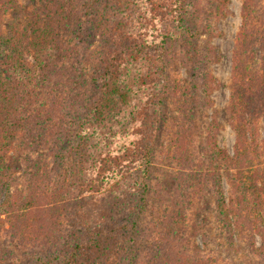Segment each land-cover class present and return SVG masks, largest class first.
<instances>
[{
    "label": "trees",
    "instance_id": "16d2710c",
    "mask_svg": "<svg viewBox=\"0 0 264 264\" xmlns=\"http://www.w3.org/2000/svg\"><path fill=\"white\" fill-rule=\"evenodd\" d=\"M229 1L41 0L29 15L0 0V264H217L196 240L207 247L203 221L185 224L210 196L231 246L248 234L264 255V0H241L232 154L210 71Z\"/></svg>",
    "mask_w": 264,
    "mask_h": 264
},
{
    "label": "rangeland",
    "instance_id": "374dc122",
    "mask_svg": "<svg viewBox=\"0 0 264 264\" xmlns=\"http://www.w3.org/2000/svg\"><path fill=\"white\" fill-rule=\"evenodd\" d=\"M25 2V11L29 13V15L34 11V8L41 5V0H23ZM202 2L204 0H201ZM241 8L242 2L241 0H230L228 4V11L222 17L219 18L213 24L212 28V40L211 45L219 52L220 54V61L213 63L210 66V71L214 77H216L221 86L218 90L212 93V100L214 103V108L218 113V120L220 125V132L218 135V144L221 149L228 150L230 154L233 153L234 145H235V132L230 125L229 120V113H228V105L230 102V86L232 81V56L233 50L235 46L236 36L241 28L242 18H241ZM26 17V16H25ZM14 20L12 17H8V20ZM92 32V31H91ZM93 33V32H92ZM72 37V36H70ZM98 37V36H96ZM208 37H204L199 43V46L202 48L207 47L206 40ZM174 68L179 70V76L181 79L185 80L187 78V73L183 69H180L179 66H174ZM212 109L208 110V112H204V116L207 114H211ZM262 125L260 126V139H264V132H263ZM198 135V142L200 144L203 142L201 136L203 135V131L201 129L197 130ZM260 165V166H259ZM257 167L260 171H264L263 163H260ZM257 167L255 168L254 172H257ZM171 170V169H170ZM259 171V172H260ZM256 173L249 172L248 178L246 179V183L250 185L254 182L251 178L254 177ZM159 177V175H157ZM260 178L259 176H256ZM258 186L256 188L253 187V194L256 196H260L262 203H257L256 208L258 209L257 212L264 213V191L259 192L258 187H261L262 180L259 179ZM223 185L225 190V197L229 201L231 193L230 187L228 183L227 176L223 175ZM181 200V199H180ZM208 204V205H207ZM206 201L200 200L196 201V204L190 208L185 210V213L189 211L193 213V217L191 223L188 220H185V224L192 225V222L195 220L196 223L199 225L200 221H203L202 229L206 230L207 235V247L204 245V238L203 235H199L197 237V243L203 247L205 253L210 256L211 258L215 259L217 264H264V255H259L256 251H252L249 240H251V236L248 234L244 235H235L233 233V240L235 242V248L231 246V233L228 230L227 226L222 221L221 216L218 214L217 205L215 200L212 196L208 198V203ZM163 206L165 204H162ZM207 205V206H206ZM158 202H153L148 209L146 221L148 223L157 222V219H161V213L163 216V210L165 207L160 208L157 211ZM189 218V217H188ZM186 219V218H185ZM190 219V218H189ZM260 224V223H259ZM261 229H264V216L263 221L261 222ZM148 229V228H144ZM151 238V237H149ZM0 241L5 242L6 244L7 239L5 237L0 236ZM256 246L260 247L261 238L258 236L256 238ZM147 251V250H146ZM145 251V252H146ZM144 252V254H145ZM143 254V255H144ZM19 255V251L17 252ZM15 264V263H12ZM27 264V263H26Z\"/></svg>",
    "mask_w": 264,
    "mask_h": 264
}]
</instances>
